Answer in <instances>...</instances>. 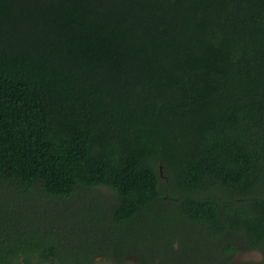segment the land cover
<instances>
[{
	"label": "trees",
	"instance_id": "obj_1",
	"mask_svg": "<svg viewBox=\"0 0 264 264\" xmlns=\"http://www.w3.org/2000/svg\"><path fill=\"white\" fill-rule=\"evenodd\" d=\"M34 194L50 220L89 197L118 226L170 210V253L264 264V0H0V264H91L108 244L67 259L71 226L21 253Z\"/></svg>",
	"mask_w": 264,
	"mask_h": 264
},
{
	"label": "rangeland",
	"instance_id": "obj_2",
	"mask_svg": "<svg viewBox=\"0 0 264 264\" xmlns=\"http://www.w3.org/2000/svg\"><path fill=\"white\" fill-rule=\"evenodd\" d=\"M158 167H160V164H158ZM161 170L163 172L164 169L162 168ZM102 194L108 199L113 197V193L107 190H103ZM19 201L20 209L26 216L28 214L39 219L36 233L21 239V253L24 255L29 254L31 257L33 255H30V253L35 247L32 243L37 242L36 245H42L43 249L51 248L50 235L53 232H57L65 236L67 234L65 227L67 226L76 229L80 228L81 235L85 237L80 241V244L68 239L62 240L60 255L67 257V259H76V256L89 254L93 249H96L94 244H91L93 247H86L93 240V236L96 235L108 244L106 245L107 247L112 249L125 245V250L129 252L157 250V252L162 254L163 261H158L155 264H190L193 257L190 252L197 248L193 246L192 248L184 249L185 255L173 254L167 250V242L172 237L177 238L179 235L185 239V233L179 228L181 225L178 224V221L172 215L173 212L170 210L162 211L158 209L148 212L146 215L143 213L131 223L125 226H118L111 221L104 220V214L108 210L107 204H105V207L99 206L101 200H96L94 197L79 201L76 207L78 209L77 212L68 214L62 211L64 216L61 220H50L51 207L48 206L47 201L40 199L37 194L23 196ZM30 204L33 206L32 214L25 210ZM107 247L103 246L98 250L92 258L91 264H143L141 259L135 255H128L122 260L118 253L109 252L110 250ZM259 258L260 254L255 251L240 252L233 257L229 264H246L250 260H259ZM148 262L153 264V259Z\"/></svg>",
	"mask_w": 264,
	"mask_h": 264
}]
</instances>
